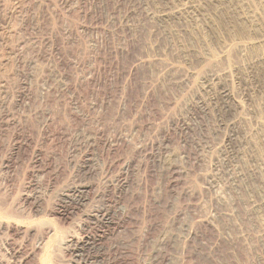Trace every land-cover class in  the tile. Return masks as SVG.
Here are the masks:
<instances>
[{
  "label": "rangeland",
  "instance_id": "rangeland-1",
  "mask_svg": "<svg viewBox=\"0 0 264 264\" xmlns=\"http://www.w3.org/2000/svg\"><path fill=\"white\" fill-rule=\"evenodd\" d=\"M0 197V264H264V0H0Z\"/></svg>",
  "mask_w": 264,
  "mask_h": 264
},
{
  "label": "bare ground",
  "instance_id": "bare-ground-1",
  "mask_svg": "<svg viewBox=\"0 0 264 264\" xmlns=\"http://www.w3.org/2000/svg\"><path fill=\"white\" fill-rule=\"evenodd\" d=\"M74 189H75V188H74ZM75 196H76V195H75ZM0 198H1V197H0ZM72 199H73V198H72ZM77 199H78V198H77ZM4 202H5V201H4ZM0 208H1V207H0ZM98 211H99V210H98ZM103 211H104V210H103ZM1 212H2V211H1ZM7 213H8V212H7ZM2 215H3V214H1V216H2ZM97 215H98V214H97ZM5 216H6V215H5ZM5 216H4V217H5ZM5 218H6V217H5ZM3 219H4V218L1 217L0 220H3ZM93 219H94V218H93ZM3 221H4V220H3ZM4 223H5V222H4ZM5 224H7V223H5ZM15 225H16V224H15ZM5 226H6V225H5ZM2 227H3V223L0 221V228L2 229ZM11 227H12V226H11ZM4 229H6V230H10L11 228H10L9 225H8V227H5ZM16 229H17V228H16ZM11 230H12V229H11ZM26 230H27V229H26ZM33 230H34V229H33ZM14 231L17 232V230H15V229H14ZM24 233H25V232H24ZM24 233H23V234H24ZM23 234H22V235H23ZM72 236H73V235H72ZM10 237H11V236H10ZM8 238H9V237H8ZM8 238H7V239H8ZM77 239H78V238H77ZM81 239H82V238H81ZM79 240H80V239H79ZM61 242H62V241H61ZM70 242H71L70 240H68V241L65 240L64 243H65V244H70ZM10 243H11V242H10ZM10 243H9V244H10ZM42 244H43V243H42ZM74 244H75V243H74ZM87 245H88V244H87ZM61 246H62V245H61ZM41 247H42V246H41ZM90 247H91V246H90ZM12 248H13V247H12ZM42 248H43V247H42ZM18 252H19V251H18ZM12 253H13V252H12ZM80 254H81V253H80ZM74 255H75V253H74ZM91 262H92V261H91Z\"/></svg>",
  "mask_w": 264,
  "mask_h": 264
}]
</instances>
